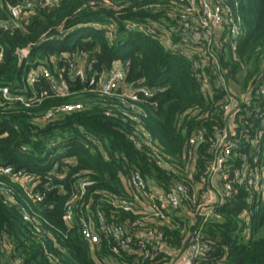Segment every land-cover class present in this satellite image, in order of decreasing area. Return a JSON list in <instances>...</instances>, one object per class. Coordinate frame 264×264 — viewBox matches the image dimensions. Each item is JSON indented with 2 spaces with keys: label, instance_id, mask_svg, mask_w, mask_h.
<instances>
[{
  "label": "trees",
  "instance_id": "obj_1",
  "mask_svg": "<svg viewBox=\"0 0 264 264\" xmlns=\"http://www.w3.org/2000/svg\"><path fill=\"white\" fill-rule=\"evenodd\" d=\"M224 2L239 4L244 32L236 42L224 41L217 51L219 63L225 81L233 84L228 87L236 92L234 99L249 97L231 126L220 108L230 94L221 75L211 65L195 70L188 53L178 47L179 17L190 0H41L32 6L28 0H0V88L8 86L12 95L27 100L6 101L0 92V166L22 172L34 186L29 191L14 175L0 173V246L8 264H95V256L104 263L143 264L137 255H115L116 242L101 232V225V243L92 249L78 222L65 224L69 205L78 221L90 207L101 211L107 223L123 225L135 235L158 229L169 245L185 253L200 224L195 208L184 205L168 213V222L147 227L138 224L140 215L114 208L106 195L127 194L133 169L164 191L176 181L206 187L213 157L208 140L190 147L195 131L204 130L207 138L230 131L231 169L250 165L264 178V134L254 145L264 133V0ZM14 8L20 9L19 18L12 15ZM167 32L173 48L162 43ZM19 50L29 51L22 64ZM202 55L194 58L202 63L210 59ZM80 57L93 62L98 74L126 70V84L140 90L139 100L132 102L122 89L103 95L75 79L70 65ZM42 68L56 81L65 80L72 94L58 96L38 74L30 83L31 72ZM204 85L210 90L207 97ZM146 90L152 93L146 95ZM71 103L85 108L45 120L49 111ZM159 156L168 167L159 164ZM81 181L92 185L81 190ZM7 192L14 199L5 201ZM252 197L239 187L217 207L221 218L203 225L212 248L201 264H264V194ZM154 261L171 264L173 257L160 255Z\"/></svg>",
  "mask_w": 264,
  "mask_h": 264
},
{
  "label": "built area",
  "instance_id": "obj_2",
  "mask_svg": "<svg viewBox=\"0 0 264 264\" xmlns=\"http://www.w3.org/2000/svg\"><path fill=\"white\" fill-rule=\"evenodd\" d=\"M37 1L41 0H28V6H32L33 2ZM12 15L15 18H19L20 9L14 8ZM179 20L180 27L177 32L181 41L180 46H178L181 50L180 52L182 54L188 53L195 70L211 65L215 69L216 74L221 75L222 82L226 86L227 92L230 93L226 103H220V108L225 112L227 126H231L232 117L236 112L240 111L241 103L247 101L249 97L248 95L241 97V102L234 99L236 92L233 93L231 91L224 79L226 71L219 63L217 51L224 48L226 39L236 42L244 32L243 19L239 14V4L236 3L233 7L224 2V0H190V5L181 12ZM4 27L8 28V25L5 24ZM111 28L114 29L113 27ZM162 36V43H165L168 48H173L172 43H168V32ZM22 51L24 52V58L27 57L29 51ZM195 53L206 54L210 59L206 60L205 63L199 62L194 58ZM2 57L3 48L0 46V61ZM93 65V62L88 61L86 57H80L76 65H70V74L75 79L95 88L100 94L111 95L122 89L123 95L129 97L132 102L139 100L138 92L140 90L131 89L132 86L126 84L128 74L126 70L117 67L110 74H98L93 70ZM36 74L45 77L47 81L52 83V90L58 96L68 97L72 94L68 83L65 80L56 81L46 68L31 72L28 78L30 83L36 81ZM0 92L6 101L27 102L23 96L12 95L8 86L0 88ZM262 92L264 93V88ZM144 93L148 95L152 92L146 90ZM202 93L207 97L210 94L209 88L204 85ZM134 106L136 105L134 104ZM84 108L85 105L82 103L65 104L49 111L45 116V120H53L64 112H74ZM261 125L264 127V119L261 120ZM263 134L261 133L255 138V146H258ZM231 135L230 131H226L219 134L216 138H207L204 130H198L190 137L189 145L191 148L197 149L207 140L210 144L208 152L213 159L209 164V184L206 187L201 182L189 188L182 182L176 181L170 191H164L153 183L146 181L140 171L133 169L128 179L129 189L127 194L106 195L108 203L114 208L140 215L141 218L138 224L147 227H149L147 225L149 222H168V213L172 210H178L184 205L189 207V210H191L190 208H195L194 218H196V221L199 220L200 224L191 233L192 238L185 253H180L175 247L169 245L165 240V233L158 229L149 227L142 235H135L128 232L123 225L115 224V222L107 223L108 221L101 211L93 212L90 207H87L86 216L81 217L80 221H78L76 218L79 214L75 213L73 205H69L67 214L64 216L65 224L68 227H72L78 222L82 237L91 245L92 249L101 243V235L97 229V226L101 225V232L107 238L111 237L116 242L112 249L113 253L121 258L126 255H137L143 264H158L154 261L156 258L160 255L170 254L173 257L171 264H201V259L207 256L212 248L211 242L205 239L202 227L211 219L221 218V213L217 207L222 208L227 198L237 194L241 186L253 196L249 199H256L264 194V178L260 169L245 165L232 170L229 166L234 145ZM158 160L161 166L168 167L169 164L161 156L158 157ZM195 163L196 157L193 155L192 165L190 166L194 167L193 164ZM0 173L14 175L13 177L19 180L20 184L29 191L34 187L31 179L24 176L22 172H15L11 167L0 166ZM79 185L81 190H85L92 185V182L81 181ZM7 194L9 197L5 201L14 199V197L10 196L13 194L12 192H7ZM94 260L96 264H113L110 259H107L106 263L102 262L98 256H95ZM0 264H8L1 246Z\"/></svg>",
  "mask_w": 264,
  "mask_h": 264
},
{
  "label": "water",
  "instance_id": "obj_3",
  "mask_svg": "<svg viewBox=\"0 0 264 264\" xmlns=\"http://www.w3.org/2000/svg\"><path fill=\"white\" fill-rule=\"evenodd\" d=\"M51 2H53V0H51ZM18 55L20 58V64H22L23 60H24V52L22 50L18 51Z\"/></svg>",
  "mask_w": 264,
  "mask_h": 264
},
{
  "label": "rangeland",
  "instance_id": "obj_4",
  "mask_svg": "<svg viewBox=\"0 0 264 264\" xmlns=\"http://www.w3.org/2000/svg\"><path fill=\"white\" fill-rule=\"evenodd\" d=\"M83 65H85V64H83ZM230 86H233V84L232 83H228ZM232 89H235V90H238V88L237 87H232Z\"/></svg>",
  "mask_w": 264,
  "mask_h": 264
},
{
  "label": "crops",
  "instance_id": "obj_5",
  "mask_svg": "<svg viewBox=\"0 0 264 264\" xmlns=\"http://www.w3.org/2000/svg\"><path fill=\"white\" fill-rule=\"evenodd\" d=\"M212 198H213V197H212ZM212 198H211V199H212ZM94 261H95V260H94ZM95 264H96V262H95ZM113 264H117V263H116L115 261H113Z\"/></svg>",
  "mask_w": 264,
  "mask_h": 264
}]
</instances>
